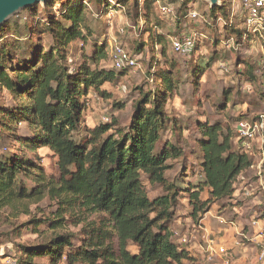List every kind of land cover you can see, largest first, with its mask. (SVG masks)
Masks as SVG:
<instances>
[{
	"label": "clouds",
	"instance_id": "clouds-1",
	"mask_svg": "<svg viewBox=\"0 0 264 264\" xmlns=\"http://www.w3.org/2000/svg\"><path fill=\"white\" fill-rule=\"evenodd\" d=\"M41 262L264 264V0H0V264Z\"/></svg>",
	"mask_w": 264,
	"mask_h": 264
},
{
	"label": "trees",
	"instance_id": "trees-1",
	"mask_svg": "<svg viewBox=\"0 0 264 264\" xmlns=\"http://www.w3.org/2000/svg\"><path fill=\"white\" fill-rule=\"evenodd\" d=\"M125 151H126V149H125ZM112 157H113V160L119 159V153L113 152ZM43 198H44L43 195H40V199H43ZM56 227H59V226H56Z\"/></svg>",
	"mask_w": 264,
	"mask_h": 264
},
{
	"label": "rangeland",
	"instance_id": "rangeland-1",
	"mask_svg": "<svg viewBox=\"0 0 264 264\" xmlns=\"http://www.w3.org/2000/svg\"><path fill=\"white\" fill-rule=\"evenodd\" d=\"M101 99H103V97H101ZM117 111L119 112L120 110L118 109ZM41 264H42V262H41ZM237 264H239V262H237Z\"/></svg>",
	"mask_w": 264,
	"mask_h": 264
}]
</instances>
